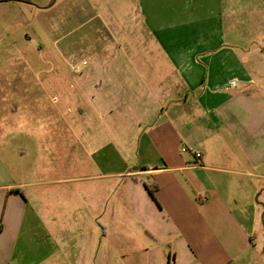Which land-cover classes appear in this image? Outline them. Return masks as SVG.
Instances as JSON below:
<instances>
[{"label":"rangeland","instance_id":"obj_1","mask_svg":"<svg viewBox=\"0 0 264 264\" xmlns=\"http://www.w3.org/2000/svg\"><path fill=\"white\" fill-rule=\"evenodd\" d=\"M219 36V47L264 49V0L0 3V185L29 183L30 204L54 217V264H139L121 256L130 221L111 174L135 159L121 153L134 121L117 117L143 114L138 83L165 71L170 53L212 48ZM163 76L179 84L169 66ZM102 80L111 87L100 106Z\"/></svg>","mask_w":264,"mask_h":264},{"label":"crops","instance_id":"obj_2","mask_svg":"<svg viewBox=\"0 0 264 264\" xmlns=\"http://www.w3.org/2000/svg\"><path fill=\"white\" fill-rule=\"evenodd\" d=\"M221 39L170 53L163 69L179 84L150 69L155 78L138 83L143 114L117 117L134 121L121 153L135 159L111 174L121 179L130 221L121 256L134 263L264 264V49L237 52L219 47ZM101 82L96 94L111 87ZM20 185H0V264H54L55 219L30 204L29 183ZM104 192L107 200V181ZM101 230L103 243L108 225Z\"/></svg>","mask_w":264,"mask_h":264},{"label":"built area","instance_id":"obj_3","mask_svg":"<svg viewBox=\"0 0 264 264\" xmlns=\"http://www.w3.org/2000/svg\"><path fill=\"white\" fill-rule=\"evenodd\" d=\"M182 152L184 153H192L195 155L196 159L199 160L201 158V154L197 152L194 148L192 147H183Z\"/></svg>","mask_w":264,"mask_h":264},{"label":"trees","instance_id":"obj_4","mask_svg":"<svg viewBox=\"0 0 264 264\" xmlns=\"http://www.w3.org/2000/svg\"><path fill=\"white\" fill-rule=\"evenodd\" d=\"M12 1H17V2H28V0H0V3L1 2H12Z\"/></svg>","mask_w":264,"mask_h":264}]
</instances>
